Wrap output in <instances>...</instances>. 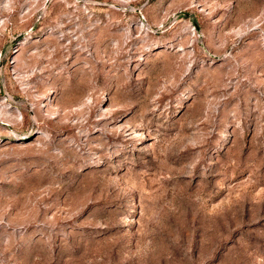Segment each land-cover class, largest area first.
<instances>
[{
	"label": "rangeland",
	"instance_id": "rangeland-1",
	"mask_svg": "<svg viewBox=\"0 0 264 264\" xmlns=\"http://www.w3.org/2000/svg\"><path fill=\"white\" fill-rule=\"evenodd\" d=\"M0 264H264V0H0Z\"/></svg>",
	"mask_w": 264,
	"mask_h": 264
}]
</instances>
